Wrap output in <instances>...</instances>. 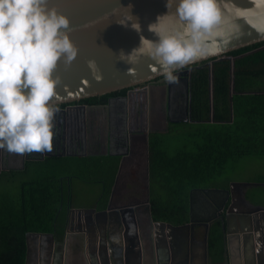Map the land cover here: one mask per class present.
<instances>
[{
	"label": "flooded vegetation",
	"instance_id": "af4514ba",
	"mask_svg": "<svg viewBox=\"0 0 264 264\" xmlns=\"http://www.w3.org/2000/svg\"><path fill=\"white\" fill-rule=\"evenodd\" d=\"M196 65L180 70L178 83L169 84L158 76L115 93L110 92L106 98H85L53 105L57 111L50 151L19 154L0 149V172L24 171L28 160L73 156L83 159L82 168L88 172L83 177L64 173L60 176V183H67L72 188L76 178L102 186L101 193L91 205L76 207L96 208V213H74L70 221L68 210L75 207L71 190L63 234L37 232L51 233L52 236L39 235L30 239V264H142L143 260L148 264H162L163 260L167 261L166 264L252 262L249 258L245 260L242 254L243 244L240 246L241 255L232 257L229 251L226 252L224 239L222 258L216 262L208 247V232L213 224H219L223 230L227 214L236 217L237 212L251 208L243 199L241 182L232 186L233 194L222 211L210 209L206 198L201 193H194L192 226L164 238L159 237L160 232L155 234L158 228L159 231L161 229L155 222L164 220H154L151 205L150 212L146 208L147 186L150 185V141L173 130L175 125L193 121L190 78ZM107 182L110 183L109 191L102 199ZM231 182L236 181L231 180L224 188H230ZM248 190H245L247 200L253 206H264V192L249 193ZM215 199L221 203L222 196ZM101 210L107 212L103 215ZM209 218L211 220L206 226ZM233 218L229 217L232 225ZM187 222L188 219L183 223ZM239 236L241 238L242 233ZM262 238V243L254 244L255 252L258 246L264 245ZM247 246L250 255V245Z\"/></svg>",
	"mask_w": 264,
	"mask_h": 264
},
{
	"label": "trees",
	"instance_id": "16d2710c",
	"mask_svg": "<svg viewBox=\"0 0 264 264\" xmlns=\"http://www.w3.org/2000/svg\"><path fill=\"white\" fill-rule=\"evenodd\" d=\"M190 84L193 121L150 141L152 216L173 224L188 219L191 189L227 187L231 162L264 158V40L197 64ZM82 160L53 156L26 161L24 171L0 172V264H24L28 232L63 234L72 188L60 176L83 177ZM223 235L219 224L208 232L215 262L222 258Z\"/></svg>",
	"mask_w": 264,
	"mask_h": 264
},
{
	"label": "clouds",
	"instance_id": "9594fccd",
	"mask_svg": "<svg viewBox=\"0 0 264 264\" xmlns=\"http://www.w3.org/2000/svg\"><path fill=\"white\" fill-rule=\"evenodd\" d=\"M250 4L253 19L264 22V0ZM131 7L117 22L139 33V44L118 58L154 61L169 84L185 67L223 53L242 18L235 0H166L167 11L147 25L149 38ZM69 30V18L49 0H0V149L51 150L57 108L50 99L59 81L53 73L61 59L68 64L78 54Z\"/></svg>",
	"mask_w": 264,
	"mask_h": 264
},
{
	"label": "water",
	"instance_id": "95a60500",
	"mask_svg": "<svg viewBox=\"0 0 264 264\" xmlns=\"http://www.w3.org/2000/svg\"><path fill=\"white\" fill-rule=\"evenodd\" d=\"M165 4L166 0H49L50 7L55 6L69 18V35L78 49V54L71 63L66 64L63 59L58 62L53 75L58 76L59 81L55 89V95L50 99V103L56 105L95 97L160 76L158 70H153L155 62L148 58H142L136 64H129L119 60L120 50L123 49L125 52H130L132 48L139 44L140 34L130 26L125 27L119 24L117 20L126 19L131 7V13L138 17L142 25L143 35L154 38L153 34L148 31L147 25L155 20L157 14L167 11ZM235 4L238 6L242 18L239 21L238 31L227 44L226 50L219 55L200 60L195 64L211 58H222L224 54L232 50L264 40V22L253 19L252 14L249 12L251 8L250 0H235ZM232 83L233 81H231V85ZM235 184H238V182H231L230 188L191 189L189 192V222L175 225L171 222L157 221L155 225L161 229L159 231L158 228L155 234L157 235L160 232L159 237L164 238L167 234H172L173 232L182 233L184 229L186 230L190 225L192 226L194 221L192 216L193 194L196 192L201 193L206 198L210 209L222 211L233 194L232 186ZM240 184L244 188L242 192L243 199L251 205V208L246 212H237L236 217L232 214L226 215V222L222 226L225 232L226 252L229 251V255L232 257L239 256L241 255L240 246L243 244L242 254L245 260L246 258L252 260L251 263L244 264H264V245L258 246L256 252L254 249V244L257 243L259 245V242L262 243V237H264V206H253L245 196L246 189L258 184L243 182ZM216 196H222L221 203L216 202ZM149 207V187L147 186L146 208L148 211ZM230 208L231 205L228 207L227 213H229ZM95 211L96 208L70 207L68 214L71 221L74 213L81 215ZM105 211L101 210L100 212L104 215ZM229 217H234L232 219L233 225ZM210 220L211 218L207 219L206 226ZM237 225L239 226L237 227ZM239 233H242L241 238ZM39 235L52 236L51 233L28 232L26 234L27 248L24 264H30L31 262L32 248L30 239ZM156 235L155 237L157 238ZM247 245H250V255H248L246 250ZM157 252L159 253V249H157ZM158 253L156 254L157 256ZM165 262L167 261L163 260L162 264H166ZM142 264H148V262L143 260Z\"/></svg>",
	"mask_w": 264,
	"mask_h": 264
},
{
	"label": "rangeland",
	"instance_id": "374dc122",
	"mask_svg": "<svg viewBox=\"0 0 264 264\" xmlns=\"http://www.w3.org/2000/svg\"><path fill=\"white\" fill-rule=\"evenodd\" d=\"M211 62L210 60L207 64L210 65ZM231 163V173H229L231 180L258 184L257 186L250 187L248 190L249 193L253 191L264 192V158H240ZM72 183V204L75 206L88 207L94 202L102 190V186L99 183L84 182L76 178Z\"/></svg>",
	"mask_w": 264,
	"mask_h": 264
},
{
	"label": "crops",
	"instance_id": "0c3cea01",
	"mask_svg": "<svg viewBox=\"0 0 264 264\" xmlns=\"http://www.w3.org/2000/svg\"><path fill=\"white\" fill-rule=\"evenodd\" d=\"M74 206H75V205H74ZM75 207H81V206H75ZM186 263H187V264H189V263L191 264V262H189V261H187Z\"/></svg>",
	"mask_w": 264,
	"mask_h": 264
},
{
	"label": "bare ground",
	"instance_id": "6f19581e",
	"mask_svg": "<svg viewBox=\"0 0 264 264\" xmlns=\"http://www.w3.org/2000/svg\"><path fill=\"white\" fill-rule=\"evenodd\" d=\"M239 76H240V75H239ZM225 162H226V161H225ZM230 171H231V170H229L228 172L231 173ZM228 172L225 171V174H226V173L228 174ZM187 211H188V210H187ZM216 225H217V224H216Z\"/></svg>",
	"mask_w": 264,
	"mask_h": 264
}]
</instances>
